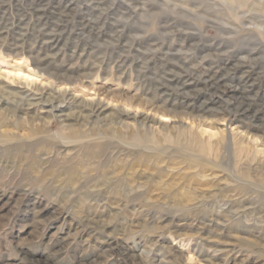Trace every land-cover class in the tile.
Returning <instances> with one entry per match:
<instances>
[{"label":"rangeland","instance_id":"obj_1","mask_svg":"<svg viewBox=\"0 0 264 264\" xmlns=\"http://www.w3.org/2000/svg\"><path fill=\"white\" fill-rule=\"evenodd\" d=\"M1 17L4 106L58 113L52 133L77 116L90 135L113 137L120 154L75 157L95 182L107 181L92 188L56 186L51 176L37 184L26 172L30 158L12 164L0 154V264H264V0H0ZM39 29L60 42L46 57L53 66L137 104L127 107L136 120L90 85L59 86L70 98L61 103L42 72L26 83L31 58L8 48L22 39L30 46ZM76 46L84 55L72 62ZM127 54L143 67L140 91L109 74L88 77L94 60ZM171 76L191 80L183 88ZM166 99L167 117L149 109ZM11 123L15 136L29 138L30 124ZM152 124L158 146L116 136ZM193 137L208 152L190 148Z\"/></svg>","mask_w":264,"mask_h":264},{"label":"bare ground","instance_id":"obj_2","mask_svg":"<svg viewBox=\"0 0 264 264\" xmlns=\"http://www.w3.org/2000/svg\"><path fill=\"white\" fill-rule=\"evenodd\" d=\"M2 18L3 17H1L0 19ZM24 24L25 20L23 18H19L18 25L22 26ZM36 33H40V35L37 36L34 32L35 37L33 38V42L30 44V46H27L25 40L22 39V41H16L12 46L9 45L8 48L11 52H15L20 56L29 55V57L31 58L32 64L34 65V73L28 72L27 74H24V81H26V83H28V80L25 77H30L32 75L34 76L35 73L37 74L42 72V74L46 76V79H50V91H53L54 88L59 93L56 98H58L61 103H65L70 98H68L67 96V88L61 90L59 86L65 85L67 87L68 85H74L76 86V88H78V91L84 92V89H86L87 86L90 85V87H88V90L92 89L95 95L102 96L101 98H103L105 101H108V104L115 102L119 103V105H122V108L120 110L121 114H124L128 117L132 115V113L130 112V110H128L127 107L135 108L138 107L137 104H134L133 102L127 100L113 99L101 93L98 89L99 85L96 84L98 81H88V85L85 87L82 85L85 81L83 79H80L75 71L65 67L53 66L46 59V57H48L47 55L51 53L52 49L59 46L60 42L58 38L48 33V30L46 29H39ZM27 47L30 48L26 49ZM119 49L120 51L127 53H130L131 50L125 49L124 47H119ZM41 52H43L44 54H42ZM83 55V52H79V49H77L76 46V48L72 50L71 54L68 57L71 59L70 61L72 62H79L82 59ZM129 56L130 55L127 54L126 56L120 55L117 57H109L107 59L103 58L94 60V66L89 68L91 74L88 75V77L92 78L94 75V79L98 80L102 74H109L112 77L114 76V79L118 82L122 81L123 79H126V83L130 82L131 87H134L137 91H140L143 88L144 83L146 82H144L141 77V69H143V67L140 65L138 66V64H136L135 67L133 65L132 59ZM127 65L130 66L128 67L129 69H127ZM137 67H139V69H137ZM190 71L193 76H196L197 74L200 75V73L202 72L196 69H191ZM145 75L146 73H144L143 77H145ZM210 75L211 71L208 72L207 77L210 78ZM171 78L174 79L169 80L168 82L173 84L176 83L178 85H181L183 88H186V85L191 80H182L180 77L175 78V76H171ZM141 92L147 95L145 91ZM50 95L54 96V93L50 92ZM72 97L75 98V95H72ZM5 102L7 101H5V98H2L1 96V159H3L4 157H7V159H13L11 161V163L13 164L16 158L21 160H26L27 158H30L28 165L26 166V172L33 175V180H35L37 184L38 182L43 183L47 176L53 177V183H56V186L60 187L67 186L68 188H92L106 184V180L95 182V178L93 176H90L89 173L85 174L83 167H81L83 166L82 162L79 161V163L75 161V157H78L81 150H83L87 156L101 157L106 161L114 159L116 160L118 158L117 154H120V151H115V147L117 148L118 142H115L117 144L113 146V143L115 141L114 139H112L113 137L109 139L107 138V135L102 137H94L93 135H90V129H87L88 123L84 120L82 121L77 116L65 117L60 119L59 122L61 124V130L59 131V133H52V127L56 125L55 118H60L58 117V113L43 111L39 107H35L36 105L32 106L33 103H30V106L27 107L18 104L14 105L10 102V104L12 105L8 107L4 106ZM153 103L150 105L151 108L149 107V109L151 111H154L156 115L158 114L167 117L168 114L171 112L168 108H165V106H167V104L169 103L167 99L163 100V105L153 106ZM103 106L104 104H98L97 110H99ZM132 116L136 120L137 112H135V114ZM144 119L150 123H154V125L156 123L158 124L162 122L161 120H158L155 116L146 115ZM34 121H37V123L32 124ZM9 123H14L15 125L20 127L22 126V123L30 124V129L27 132L29 138L15 136V134H13L7 127ZM110 129V127H107L105 129V132L110 131ZM151 132H153V124L150 125V130H147L146 128V130L144 129L139 131V129L135 127L133 130H130L126 133H124L122 130H118L116 136L120 142H123V139L127 140L130 138L134 140V137L136 136L134 142H132L133 147H140L141 145H146L150 142L153 143L154 146H158L161 143V140L160 138L156 137L157 133L150 134ZM203 132H206V130H203L202 133ZM165 137L167 138L168 135H166ZM180 140V137H178L177 142H180ZM188 141V145L190 148H192L193 146L199 148L200 152H208V148L206 147V145L202 144L201 140H199L198 138L193 137L190 138ZM179 148L180 147H178V149ZM186 150L188 149L186 148ZM53 152L54 154L57 152V156L59 155V158L57 156H53L51 158L46 157L45 159L46 155H49V153ZM70 153L73 155L69 156ZM6 161L9 162V160ZM66 163H69V165H66Z\"/></svg>","mask_w":264,"mask_h":264}]
</instances>
